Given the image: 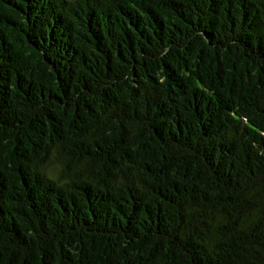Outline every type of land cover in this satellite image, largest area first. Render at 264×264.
<instances>
[{
	"label": "trees",
	"instance_id": "1",
	"mask_svg": "<svg viewBox=\"0 0 264 264\" xmlns=\"http://www.w3.org/2000/svg\"><path fill=\"white\" fill-rule=\"evenodd\" d=\"M0 264H264V0H0Z\"/></svg>",
	"mask_w": 264,
	"mask_h": 264
}]
</instances>
